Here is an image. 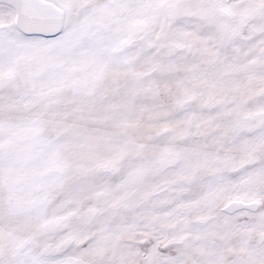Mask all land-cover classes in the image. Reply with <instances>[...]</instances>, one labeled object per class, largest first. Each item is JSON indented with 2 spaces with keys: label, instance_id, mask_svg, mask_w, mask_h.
<instances>
[{
  "label": "snow or ice",
  "instance_id": "obj_1",
  "mask_svg": "<svg viewBox=\"0 0 264 264\" xmlns=\"http://www.w3.org/2000/svg\"><path fill=\"white\" fill-rule=\"evenodd\" d=\"M0 264H264V0H0Z\"/></svg>",
  "mask_w": 264,
  "mask_h": 264
}]
</instances>
